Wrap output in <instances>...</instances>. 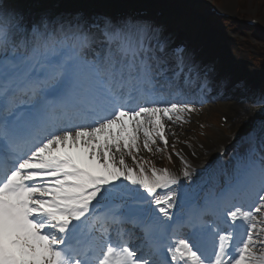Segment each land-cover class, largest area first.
Here are the masks:
<instances>
[{
  "label": "snow or ice",
  "instance_id": "obj_1",
  "mask_svg": "<svg viewBox=\"0 0 264 264\" xmlns=\"http://www.w3.org/2000/svg\"><path fill=\"white\" fill-rule=\"evenodd\" d=\"M194 72L152 16L98 0H0V264H264V161L248 210L225 209L228 185L202 203L185 190L198 211L174 217L180 178L141 155L171 147L191 181L175 127L197 111L181 87ZM128 224L150 238L146 252Z\"/></svg>",
  "mask_w": 264,
  "mask_h": 264
},
{
  "label": "rangeland",
  "instance_id": "obj_2",
  "mask_svg": "<svg viewBox=\"0 0 264 264\" xmlns=\"http://www.w3.org/2000/svg\"><path fill=\"white\" fill-rule=\"evenodd\" d=\"M180 6L183 5L181 9H184L189 14H194L193 12H197V7L200 14H205L207 16H210L209 9L206 3L209 1L212 4H215L221 8V9H230L232 11H236L240 13L241 15H245L246 17L248 15H251L254 17L255 15L258 16V19L264 23V0H176ZM186 8H185V7ZM189 17L191 15H188ZM195 19V17H194ZM181 20V25L182 19ZM208 25H212L214 27H217L218 30L222 32L224 37H222L217 44L223 48H225L228 52V56H230L232 50H238V46L236 45L237 38L239 39V43H242L245 45L246 41L250 42L255 46V48H258L261 50V52H258L254 49L250 48V52L252 55H260L261 57H264V40H261L255 34H252L250 31H246L241 29L239 26H237L235 29L234 27L229 29L227 27L228 24H225L221 19H215L211 20V17H209ZM214 22V24H213ZM178 24V23H177ZM180 25V24H179ZM172 26H176L175 22L172 24ZM198 28V27H197ZM234 29V30H233ZM233 30V31H232ZM232 47V49H231ZM237 51V52H238ZM232 55V54H231ZM240 58H235L234 60L240 62L242 59H244V62L248 60L247 55L245 53L241 52V55H239ZM246 58V59H245ZM247 63V62H246ZM242 68L240 69L242 76L239 79L238 82L235 83L237 85L240 82L244 81V87L240 90V93L238 96L240 98L243 97V100H240V102L237 103L239 106L242 107V109H245V115L241 117V119H229L226 116L225 110L222 109H213L211 111H208V107H211L217 103V100L215 96L212 98H197L192 99L194 100L195 106L197 111L193 113L189 119V122L184 124L183 127H175V131L177 134H185L186 136H182L184 141H187L188 143H193V146L195 148H200L203 146L210 147L212 144H218L221 145L220 149L215 154H206L199 160V165H201L202 170L200 174H197L199 178H204V176L207 174L211 176V178L214 179L216 182L217 180L221 179L223 177V169H226L228 167L229 163H232L238 158V152H236L238 146L242 147V144L244 143L245 146L243 147V152L247 154L248 150L249 152H253V148L258 144L259 135L264 136V121L254 122V117H262V114H258L262 110H264V104L259 102L260 96H256V99L253 97L254 90H258L261 88L262 83L264 82V66L260 69L256 66H253L251 64V61L247 63V66L244 65V63H241ZM245 67H250L252 71L258 72V77L254 78L256 81L253 80L252 76L248 71H246ZM244 68V69H243ZM249 70V69H248ZM218 72L217 70L215 71ZM234 81V80H233ZM225 98L229 99L228 94H223ZM203 100V103H200V101ZM256 106V107H255ZM264 112V111H263ZM252 128H256L255 130H252ZM252 131H256L255 134H252L253 144H250L247 140V135H250ZM263 132V133H261ZM217 137L219 141L217 140ZM223 139V142L222 140ZM170 144L172 139H170ZM180 143L176 145V150L179 149ZM198 146V147H197ZM173 149L171 147L168 148L167 152H158L155 154H150L147 152H142L141 155H143L146 159L153 161L156 163V167L163 168L164 163L168 164L172 162L171 167L169 169L170 172L174 173L176 176L180 178L182 181L183 176L178 175L176 173L175 166L173 164ZM197 153H201L197 152ZM244 154L245 159L248 158L247 155ZM167 155H171V160L168 158ZM199 155V154H198ZM248 155H250L248 153ZM128 162L131 163L130 158H127ZM224 159V160H223ZM168 160V161H166ZM218 170H220L218 172ZM206 175V176H207ZM184 183V181H182ZM175 189V187H172ZM165 190L164 192H166ZM160 194H162L163 190H158Z\"/></svg>",
  "mask_w": 264,
  "mask_h": 264
},
{
  "label": "bare ground",
  "instance_id": "obj_3",
  "mask_svg": "<svg viewBox=\"0 0 264 264\" xmlns=\"http://www.w3.org/2000/svg\"><path fill=\"white\" fill-rule=\"evenodd\" d=\"M227 10H228V12H232V10H230L229 8ZM170 12L176 18V20H174V22L178 21L179 18L185 16L183 18V22L185 24L184 26H185V29L187 31L186 30H184V31L188 32V35H187L188 39L187 40H188L189 46L192 48L191 49L192 52H190L191 55H192L193 51L196 48L195 45H196L197 41L199 39H203V41H204L205 38H206L204 43L207 46L206 47L207 48V51H206L207 55L210 54L211 55L210 57H212V58L216 59L218 57L222 62L224 61V62L229 63L228 66H227V63H226V72H231V71L234 72L235 70L236 71L239 70L238 66H234L229 61H226L228 56H226V50L225 49L220 48V47H216L215 48V46H214V44L217 42V40H219V38L223 36L222 33H220L219 31H216V29L214 30V28H213V30H211V27L208 25V26H205V28L203 30H201V35H197V34H195L196 32H193V29L189 28V27H193L194 28V27H196L198 25V23L194 22L193 23L194 26H189L191 21L190 20L188 21V18L185 15V12L183 10L171 6L170 7ZM194 76L197 77V74L195 72L193 73V77ZM200 76L201 75H199V77ZM255 78H257V76H255ZM222 81H223L222 78H218V80H215L214 81V82H216L215 86H218V85L220 86L221 84H223V83H221ZM226 87H228V86H226ZM229 90H231V89L230 88L227 89V91H229ZM218 96H219V98L217 100V103L215 105L211 106V107H208V111L220 108L222 110H225L226 116L229 119L231 118V119H234V120L241 119V117H243L245 115V109H242V107L239 106V104L237 102L234 103V101L232 99L225 98V97L221 96L220 93H218ZM188 98H190V97H188ZM177 135L179 136V139L181 141V143H180L181 145H179V151L182 150V155H183L184 159L190 165L189 171H190L191 166L193 165V163H198L200 158H202L206 154H215L221 147V145L212 144V145H210V147L203 146V147H200V148H195L193 146V143H188L187 141H186L187 144L184 143L185 141L183 140L182 136L185 137L186 136L185 134H177ZM170 139H172V137H170ZM217 140L219 141L218 137H217ZM221 140L223 142V139H221ZM188 145H190V147ZM200 151H201V153H197V152H200ZM175 166H176V173L179 174L180 171L182 173L183 164H182L181 160L176 155H175ZM193 166H196V165H193ZM151 209L155 210L156 207L155 206H151ZM156 215H159V213L156 212ZM98 234L99 233L97 232L96 235H98Z\"/></svg>",
  "mask_w": 264,
  "mask_h": 264
}]
</instances>
